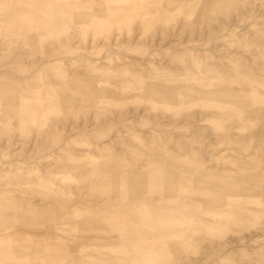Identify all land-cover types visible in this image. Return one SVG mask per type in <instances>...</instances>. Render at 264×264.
I'll list each match as a JSON object with an SVG mask.
<instances>
[{"label": "rangeland", "instance_id": "374dc122", "mask_svg": "<svg viewBox=\"0 0 264 264\" xmlns=\"http://www.w3.org/2000/svg\"><path fill=\"white\" fill-rule=\"evenodd\" d=\"M0 264H264V0H0Z\"/></svg>", "mask_w": 264, "mask_h": 264}]
</instances>
